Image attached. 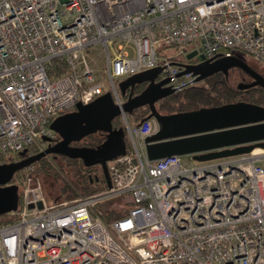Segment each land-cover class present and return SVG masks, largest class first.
Masks as SVG:
<instances>
[{
	"label": "built area",
	"instance_id": "2783aa9c",
	"mask_svg": "<svg viewBox=\"0 0 264 264\" xmlns=\"http://www.w3.org/2000/svg\"><path fill=\"white\" fill-rule=\"evenodd\" d=\"M95 46L102 76L88 58ZM171 46L264 64V0H0V154L55 143L49 122L107 91L132 147L107 161L109 187L68 199L47 198L22 168L10 181L15 219L0 224V264H264V149L149 160L144 139L159 122L134 124L122 110L118 83L137 72L162 66L173 92L196 83L179 75L177 53L159 51ZM122 194L134 206L105 224L97 204Z\"/></svg>",
	"mask_w": 264,
	"mask_h": 264
},
{
	"label": "water",
	"instance_id": "95a60500",
	"mask_svg": "<svg viewBox=\"0 0 264 264\" xmlns=\"http://www.w3.org/2000/svg\"><path fill=\"white\" fill-rule=\"evenodd\" d=\"M197 52L193 50L187 53L186 58H192ZM198 59L197 63H180L184 69L179 75L191 72L195 81L199 82L217 72L228 76L229 70L236 67L251 77V81L240 82L237 85L239 89L255 85L264 89V76L236 55L210 60L198 54ZM161 73L162 66H157L132 74L118 83L122 95H126L127 87L131 88V93L127 94L122 104L124 112L130 113L147 105L150 112L145 119L153 116L159 122L158 131L144 139L149 160L191 155L193 160L202 162L249 153L255 148L264 149V106L236 101L162 114L155 103L173 93V90L164 86L168 78L156 81ZM143 82H146L145 88L132 95L134 85ZM120 111L109 91L89 103L77 102L74 110L57 115L49 123L50 129L58 134V141L48 143L42 150L18 161L0 162V215L17 208L18 186L10 183L14 174L48 154L79 158L86 166L100 164L109 187L111 179L107 161L127 152L123 128L113 127L112 124V119ZM97 131L105 133V139L100 144H71ZM41 140L50 141L45 135L41 136Z\"/></svg>",
	"mask_w": 264,
	"mask_h": 264
},
{
	"label": "trees",
	"instance_id": "16d2710c",
	"mask_svg": "<svg viewBox=\"0 0 264 264\" xmlns=\"http://www.w3.org/2000/svg\"><path fill=\"white\" fill-rule=\"evenodd\" d=\"M171 48L176 49L175 46H171ZM159 51H163V48ZM239 53L240 52H234L236 56H238ZM174 60L179 62L186 61L185 58L183 60L179 57H176ZM62 71H64V68L62 67L57 69L52 68L48 69V74L53 76V74H59L62 73ZM241 72L244 76H246L243 79L246 80V82L250 81L249 76L245 74L244 71L241 70ZM145 86L146 82L135 84L132 88V95L141 92ZM123 97L125 98L127 95H123ZM236 101H246L264 106V89L258 85L239 89L237 86H234L228 82L226 75L221 72H217L208 76L202 81L196 82L195 84H192L180 91L173 92L170 95L158 100L155 103V106L160 113L169 114L180 111L195 110L203 106H216ZM149 112V107L144 105L133 109L130 113H128V118L134 124H138L145 119ZM131 118H134L136 121H132ZM112 124L113 127L123 128L124 140L127 149L126 153H131L132 147L127 138L125 128L119 115L112 119ZM58 139V134L54 132L53 141L56 142ZM104 139L105 133L97 131L82 138L79 141L72 142L71 144L73 145L74 143L77 145L96 146ZM38 151V147L34 146L32 143L12 154H0V162L18 161L23 157L32 155ZM30 166L32 167V173L39 178L43 188L47 187L49 190H51L48 195H52L53 197L73 198L79 195H87L91 192L107 187L106 179L100 164L86 166L79 158H71L61 154H48L30 164ZM21 171L22 169L18 170L14 174L11 182L16 181ZM102 202H100L101 204H97L96 207L98 211L96 212L99 214L101 220L105 224H109L113 220L118 219L128 213L126 209L118 208V205L124 203L122 205L129 206L130 208L135 204L134 200L129 194H122ZM113 202L118 203V205H116L117 207ZM14 219L15 215L11 213L1 214L0 224L10 222Z\"/></svg>",
	"mask_w": 264,
	"mask_h": 264
},
{
	"label": "rangeland",
	"instance_id": "374dc122",
	"mask_svg": "<svg viewBox=\"0 0 264 264\" xmlns=\"http://www.w3.org/2000/svg\"><path fill=\"white\" fill-rule=\"evenodd\" d=\"M193 47L194 48H198L197 45H194ZM89 52L90 53L88 55V58L95 65L97 70L100 71V76H102L103 56H102L100 47L99 46H95ZM163 52H165L166 54H171V55H175L177 53V51L175 49L171 48V47L164 48ZM177 55H178L179 58H182L183 60H184V58L186 59V56H184V55H180L179 53H177ZM238 57L243 59L246 63H248L250 66L254 67L255 69H257L259 72H261L264 75V64H262L261 62L253 59L250 55H248L246 53H239ZM245 77L246 76L243 75L241 70L234 68V69H231L229 71L227 79H228V82L230 84H232L234 86H237L240 82H245L246 81V80L243 79ZM131 120L132 121H136L134 118H131ZM34 146L39 147L40 146V142L39 141L35 142ZM182 159L184 161H186V162H195V160H193L191 158V155H182ZM44 192H45L47 198H49V199L55 198L52 195H48V193L51 192V190H49V188L44 187ZM60 199H68V198H60ZM113 199H116V198H113ZM113 203L115 204V206L118 205L117 202H113ZM122 204H124V203H122ZM122 204L118 205V208L126 209V211H128L129 210V206H125V205H122ZM96 209H97V207H96Z\"/></svg>",
	"mask_w": 264,
	"mask_h": 264
},
{
	"label": "flooded vegetation",
	"instance_id": "af4514ba",
	"mask_svg": "<svg viewBox=\"0 0 264 264\" xmlns=\"http://www.w3.org/2000/svg\"><path fill=\"white\" fill-rule=\"evenodd\" d=\"M198 54H199V53H197L195 56H193V57L190 58V59H187V58H186V62H188V63H197V62L199 61V59H198ZM245 74H246V73H245ZM163 78H164V75L161 73V74H159V76L157 77L156 81L161 80V79H163ZM249 78H250L249 80L251 81V77H249ZM245 82H246V81H245ZM125 91H126V95H127V94H130V93H131V88H130V87H127ZM59 139H60V138H59ZM59 139H58V140H59ZM48 143H50V142H47V144H48ZM73 145H77V144H74V143H73Z\"/></svg>",
	"mask_w": 264,
	"mask_h": 264
},
{
	"label": "bare ground",
	"instance_id": "6f19581e",
	"mask_svg": "<svg viewBox=\"0 0 264 264\" xmlns=\"http://www.w3.org/2000/svg\"><path fill=\"white\" fill-rule=\"evenodd\" d=\"M262 150H261V148H255L254 150H253V153H260Z\"/></svg>",
	"mask_w": 264,
	"mask_h": 264
}]
</instances>
